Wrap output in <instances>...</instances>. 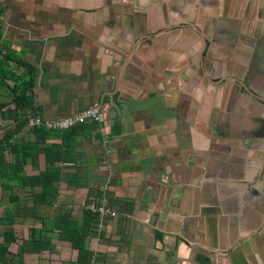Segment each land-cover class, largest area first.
Returning a JSON list of instances; mask_svg holds the SVG:
<instances>
[{
    "label": "crops",
    "instance_id": "crops-1",
    "mask_svg": "<svg viewBox=\"0 0 264 264\" xmlns=\"http://www.w3.org/2000/svg\"><path fill=\"white\" fill-rule=\"evenodd\" d=\"M249 1L255 11L262 7L263 0ZM180 2L0 0L2 52L11 49L35 66L33 108L26 112L68 116L98 103L110 127L106 139L92 121L65 136L75 164L57 163L61 178L52 200L36 199L41 186L0 181V264H264V182L256 179L251 195L244 181L256 174L250 167L259 160L257 149L232 154L234 141L227 153L212 150L215 139L203 127L224 121L230 89L187 86L185 80L196 77L191 57L199 36L194 29L164 28L204 14L239 16L248 1L193 0L188 11ZM257 29L254 20L244 31L254 37ZM242 64L241 73L257 74L264 89V70ZM4 83L0 138L16 126L12 82ZM240 109L246 129L256 131L263 109L249 101ZM222 141L217 138L226 152L230 141ZM4 158L10 163L11 155ZM45 168L39 153L18 175ZM75 173L82 186L68 183ZM210 201L217 208L207 206ZM101 206L108 212L100 215L95 209ZM85 210L96 220L80 255L62 238L60 224L69 211V219L84 225Z\"/></svg>",
    "mask_w": 264,
    "mask_h": 264
},
{
    "label": "flooded vegetation",
    "instance_id": "flooded-vegetation-1",
    "mask_svg": "<svg viewBox=\"0 0 264 264\" xmlns=\"http://www.w3.org/2000/svg\"><path fill=\"white\" fill-rule=\"evenodd\" d=\"M242 5L246 0H236ZM245 7H243V13L239 16L220 15L215 16L212 14L198 15L197 17L192 16L186 20L177 22L176 24L171 23L168 28L169 30L178 29H194L199 36V45L196 49V53L191 57L194 60L192 68L196 72V77L193 80H185L187 86L194 85L199 91H211L217 88H229L230 97L228 99V109L225 115L224 121L212 120L203 131L206 134H211L209 139H215L211 142L210 147L212 150H219L221 153H227L232 147V143L236 141L238 149L236 151L231 149L232 154L239 153L244 156L250 150L253 152L256 150L258 159L257 164L254 167H250L251 171H258V177L256 179L264 182V116L259 118L257 130L246 129L247 121L243 120L245 112L242 108V104L249 101L250 104H255L258 108L263 109L264 105H259L257 102L248 94L250 86L253 87L260 98L264 100V89L263 83L260 79H257L253 73H241L242 63L248 65L249 70H264V0L262 7L256 11L250 7V1L247 0ZM187 6V11L190 8L193 0H181ZM233 13H238V10H231ZM172 16L173 20L181 19ZM261 19V20H260ZM256 20L258 25L257 33L254 37L244 31L245 28L252 27L253 21ZM196 21V23H194ZM165 22H169L165 18ZM216 28V29H215ZM215 29V32H213ZM243 41H248L250 44L249 48L242 47ZM225 43L230 48L218 50L216 43ZM184 50V49H183ZM186 50V49H185ZM252 53L251 58H241L244 61L239 60V56H245ZM242 62V63H241ZM216 115L217 112L213 113ZM212 114V115H213ZM207 134V135H208ZM223 142L222 140L230 141L227 145L225 152V146L218 144L217 142ZM243 147V148H242ZM254 147L256 149H254ZM240 151V152H239ZM217 152V151H215ZM249 153V152H248ZM254 178V181L256 180ZM251 184L250 182H247Z\"/></svg>",
    "mask_w": 264,
    "mask_h": 264
},
{
    "label": "trees",
    "instance_id": "trees-1",
    "mask_svg": "<svg viewBox=\"0 0 264 264\" xmlns=\"http://www.w3.org/2000/svg\"><path fill=\"white\" fill-rule=\"evenodd\" d=\"M8 61H13L23 67V71L16 72L9 68ZM6 79L12 82L11 85H8V89L11 96L10 103L13 104L12 111L16 126L7 130L0 138V181L2 184L7 183L8 185L18 183L25 188L35 185L41 186L42 191L36 196V199L42 202L52 200L57 196L58 182L61 178V169L57 163L62 161L75 162L74 157H71L72 145L65 139V136L75 126L64 130L49 129L42 126L27 128L30 115L26 111L33 108L32 90L36 81L35 66L15 55L11 49H6L2 53V48H0V85H5ZM6 104V102H1L0 108ZM22 131L24 133L14 140L15 136ZM29 133L34 135L33 141L27 139ZM57 137H61V143L47 141ZM64 146L65 149H63ZM5 153L11 155L10 163L5 162ZM39 153L45 155L46 168L37 175H18L27 161L34 162ZM67 181L74 186L84 184L83 177L78 173L67 176ZM64 217L60 224V228L64 231L62 238L70 241L72 246L79 250L80 255H85L84 241L90 233V223L96 220L95 214L85 210V226H79L76 220L69 219L71 217L69 211L64 214Z\"/></svg>",
    "mask_w": 264,
    "mask_h": 264
},
{
    "label": "built area",
    "instance_id": "built-area-1",
    "mask_svg": "<svg viewBox=\"0 0 264 264\" xmlns=\"http://www.w3.org/2000/svg\"><path fill=\"white\" fill-rule=\"evenodd\" d=\"M87 121L96 122L98 124L99 133L105 139L107 138L110 127L107 123V118L105 117L103 111L100 110L98 103H93L80 112L68 116L45 117L40 114H35L28 118L26 126L27 128L42 126L49 129L64 130ZM95 210L100 215L108 212V210L103 206L96 208ZM111 214L114 215V213Z\"/></svg>",
    "mask_w": 264,
    "mask_h": 264
},
{
    "label": "water",
    "instance_id": "water-1",
    "mask_svg": "<svg viewBox=\"0 0 264 264\" xmlns=\"http://www.w3.org/2000/svg\"><path fill=\"white\" fill-rule=\"evenodd\" d=\"M124 76H126V75H124ZM249 90L251 91V92H249V91H247L248 92V94L257 102V104H259V105H264V100L263 99H261L260 98V95L258 94V92L253 88V87H251L250 86V88H249ZM129 100L127 99V98H125V100H124V103H127ZM256 172V174H255V176L252 178V180H244V181H246V182H250L251 184H249V187H248V190H249V193H251V195H254L255 193H256V191L254 190V184L256 183V182H258L257 180H255L254 181V178L256 179L257 177H258V171H255ZM264 176L262 175V178H263ZM236 181V180H235ZM241 181H243V180H241ZM204 184V183H203ZM207 203V206H210V207H216V206H212V205H216V204H214L213 202H206ZM217 208V207H216ZM208 257H210V255L208 256Z\"/></svg>",
    "mask_w": 264,
    "mask_h": 264
},
{
    "label": "rangeland",
    "instance_id": "rangeland-1",
    "mask_svg": "<svg viewBox=\"0 0 264 264\" xmlns=\"http://www.w3.org/2000/svg\"><path fill=\"white\" fill-rule=\"evenodd\" d=\"M2 48V47H1ZM3 50V49H2ZM3 53V52H2ZM13 68L16 72H21L23 69L20 68L19 65H17L15 62H14V65H13Z\"/></svg>",
    "mask_w": 264,
    "mask_h": 264
},
{
    "label": "bare ground",
    "instance_id": "bare-ground-1",
    "mask_svg": "<svg viewBox=\"0 0 264 264\" xmlns=\"http://www.w3.org/2000/svg\"><path fill=\"white\" fill-rule=\"evenodd\" d=\"M261 20V19H260Z\"/></svg>",
    "mask_w": 264,
    "mask_h": 264
}]
</instances>
